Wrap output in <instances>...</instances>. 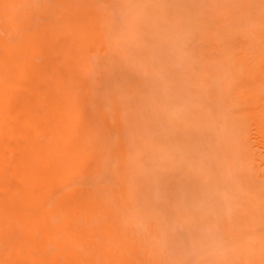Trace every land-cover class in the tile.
Returning a JSON list of instances; mask_svg holds the SVG:
<instances>
[{
    "label": "rangeland",
    "instance_id": "rangeland-1",
    "mask_svg": "<svg viewBox=\"0 0 264 264\" xmlns=\"http://www.w3.org/2000/svg\"><path fill=\"white\" fill-rule=\"evenodd\" d=\"M49 1L46 8L36 1L38 18L44 9L54 17L88 2ZM92 1L112 13L116 24L144 4L120 75L119 67L103 75L100 63L92 65L95 82L115 91L135 113L134 122L125 123L136 149L127 183L130 209L120 214L128 232L146 247L139 264L259 262L264 254V144L255 132L257 120L246 118L257 112L258 126L264 128V91L259 103L245 104L237 72L254 57L250 28L258 22L253 24V14L264 15V0ZM101 161V174L79 176L68 189L95 179L94 189L108 190L107 156ZM152 228L167 239L153 236ZM128 253L134 264L139 255ZM111 259L123 263L111 251L99 262Z\"/></svg>",
    "mask_w": 264,
    "mask_h": 264
},
{
    "label": "bare ground",
    "instance_id": "bare-ground-1",
    "mask_svg": "<svg viewBox=\"0 0 264 264\" xmlns=\"http://www.w3.org/2000/svg\"><path fill=\"white\" fill-rule=\"evenodd\" d=\"M36 1L0 0V264H100L107 251L130 264L131 250L139 255L133 263H142L144 242L128 232L120 214L130 209L127 183L136 149L125 123H133L135 113L95 82L92 65L100 63L103 75L119 67L120 75L144 4L116 24L92 0L54 17L44 9L42 18L33 12ZM261 14H253V24L258 22L250 28L254 57L237 72L245 104L259 103L264 91ZM257 114L246 119L257 120L255 132L264 144ZM102 156L108 159V190L94 189L95 179L68 189L79 176L101 174ZM254 213L249 215L257 218ZM251 262L264 264V254L245 264Z\"/></svg>",
    "mask_w": 264,
    "mask_h": 264
}]
</instances>
